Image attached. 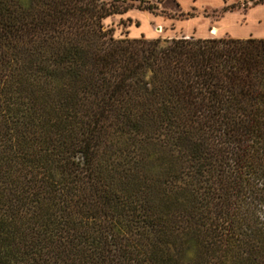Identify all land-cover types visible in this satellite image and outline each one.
Segmentation results:
<instances>
[{"label": "trees", "instance_id": "1", "mask_svg": "<svg viewBox=\"0 0 264 264\" xmlns=\"http://www.w3.org/2000/svg\"><path fill=\"white\" fill-rule=\"evenodd\" d=\"M125 1L0 0V264H264V39Z\"/></svg>", "mask_w": 264, "mask_h": 264}, {"label": "crops", "instance_id": "2", "mask_svg": "<svg viewBox=\"0 0 264 264\" xmlns=\"http://www.w3.org/2000/svg\"><path fill=\"white\" fill-rule=\"evenodd\" d=\"M240 0H160L157 3L159 14L149 12L128 13L127 19L131 24L129 32L131 38H144L153 40L160 38L156 36L158 31L151 29L152 24L163 27L175 25L182 31L181 37L195 39H210L209 31L212 29L217 34H210L231 39H264V3L253 5L251 0H241L242 8H235L232 11L222 12L225 7L238 3ZM246 6V7H245ZM245 7V8H244ZM208 14L219 13L221 16L211 21ZM127 13V12H126ZM116 14L104 19L108 23L124 20L125 14ZM193 13V16H188ZM103 20V21H104ZM146 23V24H145ZM149 25V27H148ZM131 28V29H130ZM167 38H172L168 36Z\"/></svg>", "mask_w": 264, "mask_h": 264}, {"label": "rangeland", "instance_id": "3", "mask_svg": "<svg viewBox=\"0 0 264 264\" xmlns=\"http://www.w3.org/2000/svg\"><path fill=\"white\" fill-rule=\"evenodd\" d=\"M143 1V2H141ZM160 0H126L124 3H123V6L124 7H128V11L127 13L125 14L124 16V20H121V21H113L111 24L106 22L105 20L102 22L103 23V26L105 28H112L113 29V36L115 38H131V34L129 32V27L131 26L130 22L127 19V15L128 13H133V12H148V11H144L142 10V7L144 6H147V5H152L153 7V10L149 13H152V14H159L157 12V10L159 9L158 6H157V3H159ZM242 1L240 0L237 4V8H242ZM198 14H201L203 16H207V18L211 21H214L216 19H218L221 14L219 13H211L209 12L208 14L206 13H201L199 12ZM146 24V23H145ZM149 27V25H148ZM131 29V28H130ZM151 29L155 32L157 31L156 33V36L160 37V38H167L168 36H172V38H180L182 35V31H179L177 29V27L175 25H171V26H167V27H163V29H160V27L156 24H152L151 25ZM210 33L212 32V29L209 31ZM209 33V36H211L212 38L210 39H214V38H221L218 36H215V35H212Z\"/></svg>", "mask_w": 264, "mask_h": 264}, {"label": "bare ground", "instance_id": "4", "mask_svg": "<svg viewBox=\"0 0 264 264\" xmlns=\"http://www.w3.org/2000/svg\"><path fill=\"white\" fill-rule=\"evenodd\" d=\"M218 32L217 31H213V34H217Z\"/></svg>", "mask_w": 264, "mask_h": 264}, {"label": "water", "instance_id": "5", "mask_svg": "<svg viewBox=\"0 0 264 264\" xmlns=\"http://www.w3.org/2000/svg\"><path fill=\"white\" fill-rule=\"evenodd\" d=\"M214 31V30H213Z\"/></svg>", "mask_w": 264, "mask_h": 264}]
</instances>
